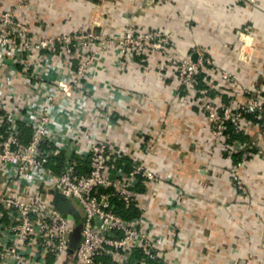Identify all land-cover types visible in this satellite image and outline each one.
I'll list each match as a JSON object with an SVG mask.
<instances>
[{"label": "built area", "instance_id": "1", "mask_svg": "<svg viewBox=\"0 0 264 264\" xmlns=\"http://www.w3.org/2000/svg\"><path fill=\"white\" fill-rule=\"evenodd\" d=\"M28 1L0 10V264H49L48 258L50 264H178L172 257L182 230L173 221L163 235L153 210L163 178L144 158L130 160L127 145L115 138L122 121L112 118V110L123 106L115 102L108 69L157 52L174 67L178 92L196 84L198 70L211 63L204 48L193 61L189 55L176 58L169 30L140 31L128 24L119 33L107 32L99 4L77 30L37 32ZM249 31L239 32V62H251ZM217 75L237 84L232 72L220 69ZM241 92L245 99L235 106L203 103L215 141L225 137L227 124L241 131L247 114L263 119L253 90L242 86ZM233 148L241 155L226 169L241 186L250 144L235 141ZM51 190L64 194L81 216L69 260L74 221L52 203ZM114 198L134 205L138 215L125 219L113 209ZM136 251L143 255L134 257Z\"/></svg>", "mask_w": 264, "mask_h": 264}, {"label": "crops", "instance_id": "2", "mask_svg": "<svg viewBox=\"0 0 264 264\" xmlns=\"http://www.w3.org/2000/svg\"><path fill=\"white\" fill-rule=\"evenodd\" d=\"M18 0H0V10ZM90 0H29L28 18L37 32H72L85 25ZM105 30L119 33L128 24L140 31L172 32L176 58L197 54L211 61L198 70L196 84L175 91L176 72L153 52L126 58L109 68L116 91L112 118L122 121L115 138L127 145L130 160L144 158L163 182L153 207L166 233L175 221L182 230L172 259L178 264H264V117H245L241 132L250 155L240 167L241 186L226 166L238 160L227 136L215 141L203 103L235 106L253 90L264 108V0H103ZM250 30V63L237 60L239 32ZM227 70L237 84L217 74ZM176 184V186H173ZM175 206H168L174 199ZM173 199V200H172ZM174 202V201H173Z\"/></svg>", "mask_w": 264, "mask_h": 264}, {"label": "water", "instance_id": "3", "mask_svg": "<svg viewBox=\"0 0 264 264\" xmlns=\"http://www.w3.org/2000/svg\"><path fill=\"white\" fill-rule=\"evenodd\" d=\"M103 0H90L93 4H100ZM191 59L195 61L197 59V54H193ZM52 203L57 207V209L66 214V216L74 221V226L69 233L68 240V250L66 259L69 260L78 243L80 230H81V216L78 210L75 208L74 204L62 193L51 190Z\"/></svg>", "mask_w": 264, "mask_h": 264}, {"label": "trees", "instance_id": "4", "mask_svg": "<svg viewBox=\"0 0 264 264\" xmlns=\"http://www.w3.org/2000/svg\"><path fill=\"white\" fill-rule=\"evenodd\" d=\"M197 78H198V76H197ZM246 117L256 119L255 114H247ZM225 136H227V140L229 143H231L234 140L235 141H245V138H244L242 132L241 131H235L230 124H227V128L225 130ZM249 151H250V149H249ZM236 155L240 156L241 152H238ZM235 161H237V159ZM124 166L125 167L129 166V162L127 159H126V163ZM113 209L116 212L120 213L125 219H130V218L138 215V210L134 207V205H130L128 207H125L124 204H122L121 201H119L116 198H114V200H113ZM142 255H143L142 252H138V251L133 253L134 257H140ZM47 263H49V264L51 263V258H48ZM149 264H151V263H149Z\"/></svg>", "mask_w": 264, "mask_h": 264}]
</instances>
